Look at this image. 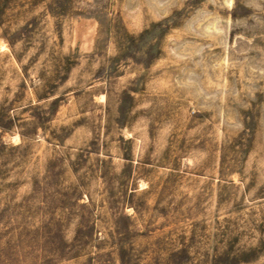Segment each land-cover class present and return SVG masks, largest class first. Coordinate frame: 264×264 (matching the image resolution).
I'll use <instances>...</instances> for the list:
<instances>
[{
	"label": "rangeland",
	"instance_id": "obj_1",
	"mask_svg": "<svg viewBox=\"0 0 264 264\" xmlns=\"http://www.w3.org/2000/svg\"><path fill=\"white\" fill-rule=\"evenodd\" d=\"M0 264H264V0H0Z\"/></svg>",
	"mask_w": 264,
	"mask_h": 264
}]
</instances>
